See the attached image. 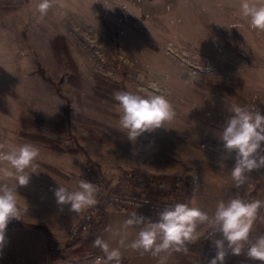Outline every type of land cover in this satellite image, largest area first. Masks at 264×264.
I'll return each mask as SVG.
<instances>
[{"label": "rangeland", "instance_id": "rangeland-1", "mask_svg": "<svg viewBox=\"0 0 264 264\" xmlns=\"http://www.w3.org/2000/svg\"><path fill=\"white\" fill-rule=\"evenodd\" d=\"M35 4L0 0V143L40 149L31 177L47 195L49 217L72 221L66 235L84 210L58 205L53 189L76 190L88 170L116 188L126 171L179 176L186 204L210 216L221 200L264 201V169L237 189L234 159L217 163L224 153L216 132L229 107L264 115V31L249 26L239 0H63L43 21ZM57 34L75 70L54 55ZM155 89L175 117L130 142L118 130L113 93ZM23 111L44 120L40 134L52 143L21 136ZM200 228L199 239L210 227Z\"/></svg>", "mask_w": 264, "mask_h": 264}, {"label": "clouds", "instance_id": "clouds-1", "mask_svg": "<svg viewBox=\"0 0 264 264\" xmlns=\"http://www.w3.org/2000/svg\"><path fill=\"white\" fill-rule=\"evenodd\" d=\"M63 7V0H36L35 12L38 19L43 21L50 9ZM239 11L252 29L264 31V0H239ZM113 99L117 102L118 130L124 132L133 143L146 132L166 128L165 124L175 117L172 103L159 89L144 95L120 90L113 93ZM228 112L230 114L216 132L224 153L217 163L219 168H223L226 166L225 160L234 159L231 177L234 186L239 189L246 184L248 173L264 169V115L260 110L236 104H232ZM39 153L40 149L32 144L6 147L0 143V181H13L12 184L0 182V251L5 243L9 221L12 218L20 219L17 187L30 182L31 173L26 170L33 167ZM77 184L76 190L60 184L53 189L57 204L70 205V211L74 213L98 203L95 198L97 188L92 182L80 179ZM261 207H264V201H248L236 196L219 201L210 216L198 207L176 203L159 212L155 221L133 212L125 220L124 226H141L129 247L153 256L181 251L185 242L197 238L198 228L207 225L212 229L209 239L215 250L208 264H225L229 254H245L248 259L264 262V235L255 241L250 239ZM217 233L220 238H216ZM93 246L103 252V256L96 258L95 264H121L118 248L110 249L100 237L94 240Z\"/></svg>", "mask_w": 264, "mask_h": 264}, {"label": "crops", "instance_id": "crops-1", "mask_svg": "<svg viewBox=\"0 0 264 264\" xmlns=\"http://www.w3.org/2000/svg\"><path fill=\"white\" fill-rule=\"evenodd\" d=\"M39 165V164H35ZM33 167L26 171L30 174V182L26 186H18V208L20 211V219L26 223L34 225H43L48 227L50 234V242L52 247L57 249L64 243L66 229L71 224L70 219L58 220V218L49 217L47 195H42L40 189V180L31 177ZM36 170H39L37 168ZM12 184L13 181H0ZM45 193V192H44ZM190 207H192L190 201ZM107 222L105 228L100 233V238L108 243L110 249L118 248L121 252V258L126 260V264H208L213 257L204 253L192 252L182 248L181 251H170L161 253L159 256H153L150 253H142L134 250L129 245L136 239L140 229L135 226L125 227L124 222L128 219L127 212L113 205L106 208ZM138 214V213H137ZM56 217V215H55ZM16 219V218H12ZM264 221V207L258 210L257 218L254 221L250 239L255 241L253 237L254 229ZM261 223V224H262ZM201 227V226H200ZM195 240H199L200 230ZM123 240V244L121 241ZM46 233L39 228L32 227H14L6 228L5 243L0 251V263L36 261L41 264H64L59 257L48 251ZM246 251V250H245ZM81 261V260H80ZM77 264H95V259L83 260ZM225 264H255L254 260L248 259L245 254L234 256L229 254L226 257Z\"/></svg>", "mask_w": 264, "mask_h": 264}, {"label": "built area", "instance_id": "built-area-1", "mask_svg": "<svg viewBox=\"0 0 264 264\" xmlns=\"http://www.w3.org/2000/svg\"><path fill=\"white\" fill-rule=\"evenodd\" d=\"M87 181L92 182L97 192L95 198L98 203L84 210L78 220L74 222L66 235L64 243L60 248L64 249L67 244L75 243L80 237L87 236L90 227L101 220L100 205L107 202L122 209H129L132 212H144L158 215L164 208L173 206L176 203H186L184 197L185 188L181 177L154 178L141 171H126L119 175L117 182L120 187H115V182L111 183L105 178L99 177L94 170H88L85 174ZM212 229L210 228L201 238L211 242L209 239ZM219 233L216 234V237ZM264 235V224L256 227L253 237L256 239ZM215 237H213L214 239ZM187 241L185 243H190ZM101 255H97L94 259ZM5 264H41L36 261L10 262ZM255 264L264 262L255 261Z\"/></svg>", "mask_w": 264, "mask_h": 264}, {"label": "trees", "instance_id": "trees-1", "mask_svg": "<svg viewBox=\"0 0 264 264\" xmlns=\"http://www.w3.org/2000/svg\"><path fill=\"white\" fill-rule=\"evenodd\" d=\"M52 50L54 55L57 57L58 60L66 59L71 65V67L75 70V63L72 60L70 55L68 45L66 43V39L64 35L57 34L55 35L50 41ZM76 74V73H75ZM21 136H24L28 140H41L48 142L49 144L53 141L48 138L44 137V135L40 134L41 127L44 125V120L39 116H33L30 114L25 113L24 111L21 114ZM35 129L36 132L31 131ZM255 192L258 190H254ZM254 191L252 193L254 194ZM109 206L107 202L100 205L99 214L101 220L97 223H94L90 229L87 236L80 237L75 243L67 244L63 250H57L52 247L50 242V234L46 226L43 225H34L30 223H26L24 221L18 219H11L7 225V228H14V227H32V228H39L46 233V240L48 251L55 254L59 257L64 264H77L80 260L83 259H92L95 258L97 255L103 256V252L93 246V242L97 237H100L101 231L105 228L107 222V213L106 208ZM122 209V208H120ZM127 212L128 217H130L132 211L129 209H124ZM145 217H150L153 221L158 218V215H152L148 213H138ZM139 228L141 226H135ZM183 249L190 250L192 252L197 253H204L210 256L215 255V250L212 245L208 244L206 241L199 239L194 242L185 243ZM55 252V253H54ZM121 264H126V260L121 258Z\"/></svg>", "mask_w": 264, "mask_h": 264}]
</instances>
